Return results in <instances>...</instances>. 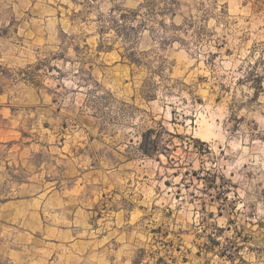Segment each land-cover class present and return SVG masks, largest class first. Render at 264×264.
Here are the masks:
<instances>
[{
	"label": "rangeland",
	"instance_id": "1",
	"mask_svg": "<svg viewBox=\"0 0 264 264\" xmlns=\"http://www.w3.org/2000/svg\"><path fill=\"white\" fill-rule=\"evenodd\" d=\"M0 264H264V0H0Z\"/></svg>",
	"mask_w": 264,
	"mask_h": 264
},
{
	"label": "trees",
	"instance_id": "2",
	"mask_svg": "<svg viewBox=\"0 0 264 264\" xmlns=\"http://www.w3.org/2000/svg\"><path fill=\"white\" fill-rule=\"evenodd\" d=\"M170 9V8H169ZM131 62H137L136 58L130 57ZM144 153H146L147 155H151V152L149 150H147V148H143Z\"/></svg>",
	"mask_w": 264,
	"mask_h": 264
},
{
	"label": "crops",
	"instance_id": "3",
	"mask_svg": "<svg viewBox=\"0 0 264 264\" xmlns=\"http://www.w3.org/2000/svg\"><path fill=\"white\" fill-rule=\"evenodd\" d=\"M8 255H9V256H8ZM14 255H15V251H13V250H8V252H7V257L11 258V257H14Z\"/></svg>",
	"mask_w": 264,
	"mask_h": 264
}]
</instances>
